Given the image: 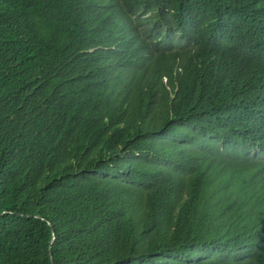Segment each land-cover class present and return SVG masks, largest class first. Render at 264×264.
<instances>
[{
  "label": "trees",
  "instance_id": "1",
  "mask_svg": "<svg viewBox=\"0 0 264 264\" xmlns=\"http://www.w3.org/2000/svg\"><path fill=\"white\" fill-rule=\"evenodd\" d=\"M0 264H264V0H0Z\"/></svg>",
  "mask_w": 264,
  "mask_h": 264
},
{
  "label": "water",
  "instance_id": "2",
  "mask_svg": "<svg viewBox=\"0 0 264 264\" xmlns=\"http://www.w3.org/2000/svg\"><path fill=\"white\" fill-rule=\"evenodd\" d=\"M54 233H55V230H54ZM55 240H56V237L54 238V241H53L52 246H51V254H52V260L53 261L55 260V258L53 256V249H54V242H55Z\"/></svg>",
  "mask_w": 264,
  "mask_h": 264
}]
</instances>
